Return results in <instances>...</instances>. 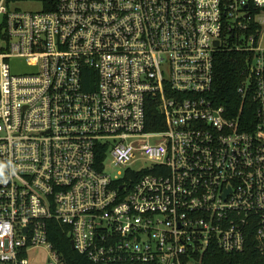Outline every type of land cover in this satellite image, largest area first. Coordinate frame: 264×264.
<instances>
[{
	"label": "built area",
	"instance_id": "obj_1",
	"mask_svg": "<svg viewBox=\"0 0 264 264\" xmlns=\"http://www.w3.org/2000/svg\"><path fill=\"white\" fill-rule=\"evenodd\" d=\"M13 1L0 0V264L36 250L65 264L52 221L89 264H202L251 236L264 261V0ZM219 50L248 56L251 124L211 103Z\"/></svg>",
	"mask_w": 264,
	"mask_h": 264
},
{
	"label": "trees",
	"instance_id": "obj_2",
	"mask_svg": "<svg viewBox=\"0 0 264 264\" xmlns=\"http://www.w3.org/2000/svg\"><path fill=\"white\" fill-rule=\"evenodd\" d=\"M248 56L238 51L219 50L213 61V83L210 93L212 105L223 107L228 118L245 119L247 123L254 122L251 101L242 99L238 93V87L243 86L246 81V68ZM147 114L149 118L159 116L153 104H148ZM155 127H150L152 130ZM242 129L250 131L248 127ZM49 242L53 249L60 255L65 264H89L87 259L74 252L70 247L71 238L67 235L68 228L54 221L48 224ZM254 238L251 236L246 240L244 250L240 254L228 255L222 253L216 247L208 249L202 258V264H264L255 247Z\"/></svg>",
	"mask_w": 264,
	"mask_h": 264
},
{
	"label": "rangeland",
	"instance_id": "obj_3",
	"mask_svg": "<svg viewBox=\"0 0 264 264\" xmlns=\"http://www.w3.org/2000/svg\"><path fill=\"white\" fill-rule=\"evenodd\" d=\"M9 9L17 12L38 13V11L43 9V0H14L13 3L9 5ZM11 71L12 73L21 74L22 72H27L28 68L25 66L24 60H12ZM106 164V171L112 177H120V175H123L124 169L112 168L109 162ZM144 166L141 164L134 165L133 169L140 170ZM32 254L34 255L32 256L33 261L31 264H49L50 257L46 251L36 250Z\"/></svg>",
	"mask_w": 264,
	"mask_h": 264
},
{
	"label": "water",
	"instance_id": "obj_4",
	"mask_svg": "<svg viewBox=\"0 0 264 264\" xmlns=\"http://www.w3.org/2000/svg\"><path fill=\"white\" fill-rule=\"evenodd\" d=\"M70 247H71L72 250L74 249L72 242L70 243Z\"/></svg>",
	"mask_w": 264,
	"mask_h": 264
}]
</instances>
